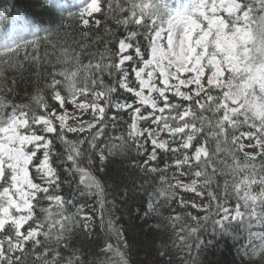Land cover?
Masks as SVG:
<instances>
[{"label":"snow or ice","instance_id":"snow-or-ice-1","mask_svg":"<svg viewBox=\"0 0 264 264\" xmlns=\"http://www.w3.org/2000/svg\"><path fill=\"white\" fill-rule=\"evenodd\" d=\"M4 22L0 264H130L133 206L187 264L229 243L264 264V0H83L55 27L14 3Z\"/></svg>","mask_w":264,"mask_h":264},{"label":"trees","instance_id":"trees-1","mask_svg":"<svg viewBox=\"0 0 264 264\" xmlns=\"http://www.w3.org/2000/svg\"><path fill=\"white\" fill-rule=\"evenodd\" d=\"M79 0H52V3L59 5V9L48 7L47 11H41L38 6L37 0H0V8L10 7L15 3L17 8L30 16H33L38 22L44 21L45 27H55L57 23L61 22V17L64 20H68L69 14L78 12ZM69 23L71 21L69 20ZM1 33L5 34L9 31L10 27L7 22L1 23ZM95 31V30H93ZM79 38L78 30L73 31L72 35L67 37L68 43L71 44L72 36ZM32 91V86L28 89ZM120 133L118 132L117 135ZM134 154V153H133ZM128 167L121 157H116V163H114L110 170L117 182L121 179L127 178ZM190 197V194H188ZM145 199L143 194H138L134 205L142 204ZM179 212L180 209L177 208ZM118 218V227H121L127 237L128 247L122 248L126 252L127 259L130 264H187L186 250L180 249V241L176 239L175 234L169 229L168 231L161 230L159 232L153 230L149 231L148 226L144 225L141 220L135 218V207L133 206V215L129 216L127 211L123 208L116 213ZM96 231L99 232V226L97 225ZM161 241L167 247H162ZM175 241V243H174ZM99 251V249H96ZM165 252V255H161V252ZM87 255V252H86ZM195 255V253H193ZM89 259H95V257H88ZM207 261H211L212 264H240V256L237 255L236 250L232 248L229 243L227 246H220L213 254H209L202 257ZM101 260L105 259L101 255Z\"/></svg>","mask_w":264,"mask_h":264},{"label":"rangeland","instance_id":"rangeland-1","mask_svg":"<svg viewBox=\"0 0 264 264\" xmlns=\"http://www.w3.org/2000/svg\"><path fill=\"white\" fill-rule=\"evenodd\" d=\"M172 2H173V6H175V4L177 3V0H172ZM83 3V0H79L78 2H77V4L80 6L81 4ZM0 10H2L1 8H0ZM0 26H1V23H0ZM10 30H11V28H10ZM10 30L8 31V32H10ZM0 35H3V33H1V28H0Z\"/></svg>","mask_w":264,"mask_h":264}]
</instances>
